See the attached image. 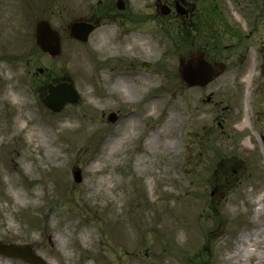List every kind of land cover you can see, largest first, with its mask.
<instances>
[{
  "label": "rangeland",
  "instance_id": "rangeland-1",
  "mask_svg": "<svg viewBox=\"0 0 264 264\" xmlns=\"http://www.w3.org/2000/svg\"><path fill=\"white\" fill-rule=\"evenodd\" d=\"M174 1L0 0V245L45 264H264V0H182L186 17ZM197 53L220 73L189 87ZM57 80L79 99L53 112Z\"/></svg>",
  "mask_w": 264,
  "mask_h": 264
},
{
  "label": "water",
  "instance_id": "water-1",
  "mask_svg": "<svg viewBox=\"0 0 264 264\" xmlns=\"http://www.w3.org/2000/svg\"><path fill=\"white\" fill-rule=\"evenodd\" d=\"M121 8V3L118 4ZM161 11L166 14L169 9L162 5ZM176 9L179 13H185L178 3ZM93 25L82 21L73 22L70 25V35L75 39L85 42L89 33L93 30ZM35 39L40 49L51 57H55L61 53V37L59 33L46 20H40L35 27ZM216 75V71L201 54H197L191 60H188L181 68V77L189 86H204L209 83ZM78 100V94L73 86L63 83L57 86H50L48 95L44 98V103L52 111H60L67 103H75ZM116 118L114 113L108 115L109 120ZM74 180L79 182L81 175L79 170L74 172ZM0 253L7 256L23 259L30 264H45V262L35 255V253L26 246L21 245H0Z\"/></svg>",
  "mask_w": 264,
  "mask_h": 264
},
{
  "label": "bare ground",
  "instance_id": "bare-ground-1",
  "mask_svg": "<svg viewBox=\"0 0 264 264\" xmlns=\"http://www.w3.org/2000/svg\"><path fill=\"white\" fill-rule=\"evenodd\" d=\"M103 44V43H102ZM99 45L100 48L105 47L104 45ZM133 47H140L142 49H144V41L143 40H139L137 37H133V42L131 44ZM119 82H121V86L122 87H126L127 85L125 84V81H123L121 79V77H118L117 79ZM246 118H248V114H246ZM166 128H171V125H169V122H167ZM42 131V130H41ZM258 200H260V198H258ZM262 229V226L255 228L253 231H251V234H253L254 236L257 235V233ZM247 233L243 232L239 235L238 241L236 242V247H235V251L234 254H243L244 252L248 253L247 250H242L243 247H245V245L243 244L244 240L247 239ZM207 246V244H206ZM251 252V251H250ZM249 252V253H250Z\"/></svg>",
  "mask_w": 264,
  "mask_h": 264
},
{
  "label": "trees",
  "instance_id": "trees-1",
  "mask_svg": "<svg viewBox=\"0 0 264 264\" xmlns=\"http://www.w3.org/2000/svg\"><path fill=\"white\" fill-rule=\"evenodd\" d=\"M47 83H48V81H46V82L44 83V86H43V88H44L45 91H46V88H47ZM54 83H58V81H56V82H54Z\"/></svg>",
  "mask_w": 264,
  "mask_h": 264
}]
</instances>
